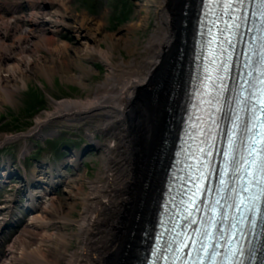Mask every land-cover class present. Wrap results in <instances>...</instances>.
<instances>
[{"label": "bare ground", "instance_id": "bare-ground-1", "mask_svg": "<svg viewBox=\"0 0 264 264\" xmlns=\"http://www.w3.org/2000/svg\"><path fill=\"white\" fill-rule=\"evenodd\" d=\"M195 1L146 0L140 6L146 14L141 12L140 19L121 32L106 31L103 15L69 13L70 0H25L35 5L27 17L0 16V100L13 101L28 86L30 73L53 81L61 64L66 79L82 84L86 76L98 71L83 60L100 61L107 69L92 95L54 101V108L39 114L27 132L47 137L55 133L50 128L55 121L99 117L96 131L87 132L92 141L89 146L102 153L96 178L79 173L78 151H71L63 162V166L72 164L78 173H67L63 166L48 167L50 173L44 177L40 166V179L51 185L52 194L63 187L64 196L53 195L29 215L1 264L137 262L141 237L154 223V204L165 178L166 117L182 102L189 78L185 40ZM152 7L157 16L154 30L140 48L139 37L132 35L149 25ZM7 9L16 12L12 5ZM63 30L73 32L77 44L59 42L57 35ZM72 68L79 74L72 73ZM96 133L107 139H97ZM7 138L25 139L22 135ZM27 152L28 146L22 154ZM68 225L76 228L70 231ZM74 240L77 247L71 249Z\"/></svg>", "mask_w": 264, "mask_h": 264}, {"label": "rangeland", "instance_id": "rangeland-1", "mask_svg": "<svg viewBox=\"0 0 264 264\" xmlns=\"http://www.w3.org/2000/svg\"><path fill=\"white\" fill-rule=\"evenodd\" d=\"M13 1H17L23 6L19 7L17 15L27 17L30 12L31 3H26L25 0H0V8H2L1 3H13ZM145 1L70 0V8L68 11L78 16L82 13H88L93 17L103 15L105 21L104 29L109 32H117L128 24L137 22L140 19V14H146L144 10L141 11L140 7ZM156 17L155 7H152L149 25L146 28L142 26L134 30L132 36L134 39L139 37L140 48L147 42L154 30ZM50 35V32H47V36ZM57 40L59 42L62 40L67 41L71 45L77 44V38L69 30H63L62 33L57 35ZM103 46H105L104 43ZM121 52L125 57H129L124 49ZM42 54L48 55L45 51ZM83 62L84 64L95 66L98 70L91 77L86 76L84 84L66 79L65 75L67 73L61 64L60 72L54 75L53 81H50L45 75L30 73L28 86L22 88L15 94L13 101L0 100V160L7 158L18 160L25 157L27 160L26 165L30 168V163L34 165V159L36 158H55L54 160L57 162L66 161L70 154L66 150V146L70 147L72 151H78L80 153L85 146L92 144V141L87 136V132L88 129L91 132L96 131L95 126L101 122L99 117L68 123L65 121H55L52 126L50 125V128L53 127L55 130L52 136H43V139L38 136H33L1 145L7 136L31 130L35 126V119L39 114L45 110H52L54 108V101L65 98H87L96 91L97 86L104 80L107 69L100 61L92 62L86 59ZM75 68H72L71 72L79 74V70ZM96 138L101 141L107 139L98 133H96ZM26 146H28V152L22 154ZM78 162L80 163L79 173L85 175L86 178L94 179L102 166V153L93 146H89L87 151L79 157ZM64 170L70 174L78 173L71 164L66 165ZM54 195L64 196L63 187L59 186ZM78 208L80 209L81 206H78ZM74 216L77 217L78 212H75ZM75 228V225H68V230L70 231ZM76 247L77 242L74 240L71 249Z\"/></svg>", "mask_w": 264, "mask_h": 264}, {"label": "snow or ice", "instance_id": "snow-or-ice-1", "mask_svg": "<svg viewBox=\"0 0 264 264\" xmlns=\"http://www.w3.org/2000/svg\"><path fill=\"white\" fill-rule=\"evenodd\" d=\"M223 2L224 3H227V4H229V5H231L232 4V2H233V0H223ZM236 2H238V3H244L245 2V0H236Z\"/></svg>", "mask_w": 264, "mask_h": 264}]
</instances>
